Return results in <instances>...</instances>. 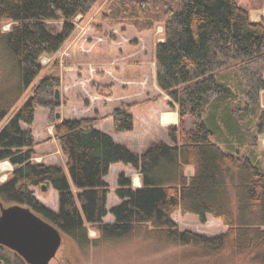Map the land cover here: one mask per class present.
Returning <instances> with one entry per match:
<instances>
[{"label": "trees", "instance_id": "16d2710c", "mask_svg": "<svg viewBox=\"0 0 264 264\" xmlns=\"http://www.w3.org/2000/svg\"><path fill=\"white\" fill-rule=\"evenodd\" d=\"M95 2L0 0V39L9 66L15 69L8 82L3 74L0 124L41 73V57L60 50L75 30L74 20L87 14ZM123 4L120 9L125 13L130 8L144 14V19L133 20L136 26L147 30L157 23L164 25V41L156 47L157 84L171 99L169 105L178 106L180 116V124L168 130L171 143H153L140 154L98 129L95 117L73 118L55 125L69 175L58 165L34 162L37 144L31 129L22 125L34 124L39 107L49 109L56 120L61 78L51 73L0 132V163L15 166L6 181L0 180L1 203L30 208L78 247L144 233L164 246L193 247L184 257L185 264H264V169L227 139L245 144L240 125L247 114L259 118L251 145H257L258 135L264 134L260 102L264 19L253 22L249 6L238 0H130ZM49 20L64 22L60 33L49 29ZM4 21L12 23L7 32L2 31ZM237 77L245 85L241 101L230 88ZM138 106L123 103L112 112L117 133L134 130L133 111ZM117 163L135 169L142 186L134 187L132 178L121 172L116 189L121 203L108 211L106 177ZM190 166L193 175L187 173ZM43 185L58 192V211L35 196L32 188ZM179 210L203 222L208 216L220 219L228 231L210 237L182 230L173 219ZM108 213L114 223L104 221ZM86 224L96 228L97 239L90 238Z\"/></svg>", "mask_w": 264, "mask_h": 264}, {"label": "rangeland", "instance_id": "374dc122", "mask_svg": "<svg viewBox=\"0 0 264 264\" xmlns=\"http://www.w3.org/2000/svg\"><path fill=\"white\" fill-rule=\"evenodd\" d=\"M129 1L96 0L87 14L79 15L74 20V32L60 50L54 54L41 57V73L12 112L0 124L1 132L29 100L34 87L44 77L51 73L60 75L61 85L58 89L60 99L58 101L61 105L55 112L56 120L52 118L49 109L39 107L36 110L34 124L31 126L22 125L24 129H31L37 144L34 162L58 165L69 175L67 158L62 152L59 140L55 137V125L61 120L70 118L95 117L98 129L109 133L115 141L127 145L133 151L142 153L140 152L142 142H139L137 136L132 135L134 130L124 133L115 131L111 118L113 112L111 106H116V103H138L139 106L136 109H139L169 97L157 84L156 47L164 41L165 32L164 25L161 23H157L152 29L147 30L142 26H136L133 20L144 19L142 16L144 14L137 9L131 11L130 8H127L129 10L127 13L121 10L120 8L124 7L123 2L127 4ZM238 1L240 4L249 6L248 8L253 12L251 19L253 22L259 19V14L264 13V0ZM260 4L263 5L261 9ZM47 23L49 29L55 34L60 33L64 25L63 21L49 20ZM11 26L10 21L2 22V31H9ZM1 40L0 87L5 81L3 74L7 78L6 82H8L12 74L15 73V69L9 66L8 53ZM230 88L233 94L237 95V101H241L242 93L240 90L244 91L245 85L240 78L237 77L233 87L230 86ZM7 89H9L8 85ZM156 92L161 94L157 95ZM135 99L143 100L142 102H132L136 101ZM260 102L262 111H264V91L261 93ZM238 104L239 102H235L234 105ZM169 107L175 109L170 105ZM57 113L61 116L58 120L56 118ZM258 121L257 116L250 114H247L242 121L240 130L245 133V144L240 145L237 139L233 137L227 136V139L241 154H251L264 169V134L258 135L257 145H251L253 136L257 134ZM186 125L191 128L192 122L187 119ZM14 169L15 166L11 162H1L0 180L6 181ZM121 172L131 176L133 186L141 182L139 173L131 166L123 163L114 164L106 177L109 185L108 211L121 203L116 195L117 180ZM187 173L193 175L194 167H188ZM32 189L43 205L53 211H58L59 195L54 188L51 187L47 191H42L39 187ZM72 189L75 193L78 191L75 186H72ZM173 217L182 230L210 237L228 231V227L222 220L211 216H208L206 222H203L197 215L185 214L179 210L174 213ZM104 221L114 223L115 218L111 213H108ZM86 226L89 229L90 238L97 239L99 233L96 228L90 224H86ZM163 246V244L148 239L144 233L111 240H97V242H92L84 247H78L72 240L64 238L57 256L50 264H185L184 257L194 249L187 246ZM0 264L26 263L14 251L0 246Z\"/></svg>", "mask_w": 264, "mask_h": 264}, {"label": "water", "instance_id": "95a60500", "mask_svg": "<svg viewBox=\"0 0 264 264\" xmlns=\"http://www.w3.org/2000/svg\"><path fill=\"white\" fill-rule=\"evenodd\" d=\"M47 189L42 186V191ZM0 209V246L14 251L26 264H50L63 244L62 232L28 207L4 206L0 201Z\"/></svg>", "mask_w": 264, "mask_h": 264}, {"label": "crops", "instance_id": "0c3cea01", "mask_svg": "<svg viewBox=\"0 0 264 264\" xmlns=\"http://www.w3.org/2000/svg\"><path fill=\"white\" fill-rule=\"evenodd\" d=\"M252 13L253 12L250 11L251 19H252ZM258 16L259 19H257L256 22L260 21L262 17H264V13H261ZM160 92L159 93L156 92V94L160 95L161 94ZM135 100L136 101H132V102H142L143 99H135ZM170 102H172L171 99L167 97V98H163V100L160 99L158 101L152 102V104L147 105L145 108H139L133 111L134 131L132 132V135L137 136L139 138V142H142L141 144L142 150L140 152H144L150 145L159 141L171 143L168 136V127L178 126L180 124V116L178 112V106L172 103L175 109H170L169 107ZM122 104L116 103L115 104L116 106H111V111L112 110L114 111L117 107H121ZM141 186H142V182L138 183L134 187H141Z\"/></svg>", "mask_w": 264, "mask_h": 264}]
</instances>
